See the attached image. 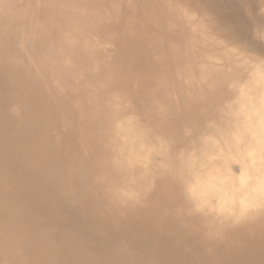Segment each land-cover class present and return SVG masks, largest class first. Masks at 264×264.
Masks as SVG:
<instances>
[{"label": "bare ground", "instance_id": "1", "mask_svg": "<svg viewBox=\"0 0 264 264\" xmlns=\"http://www.w3.org/2000/svg\"><path fill=\"white\" fill-rule=\"evenodd\" d=\"M0 0V264H264V0Z\"/></svg>", "mask_w": 264, "mask_h": 264}, {"label": "rangeland", "instance_id": "2", "mask_svg": "<svg viewBox=\"0 0 264 264\" xmlns=\"http://www.w3.org/2000/svg\"><path fill=\"white\" fill-rule=\"evenodd\" d=\"M213 1H215V3H216L218 6H220V7H222L223 5H225V4H224L225 1L223 2V0H213ZM234 1H236V0H234Z\"/></svg>", "mask_w": 264, "mask_h": 264}]
</instances>
